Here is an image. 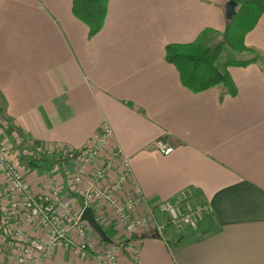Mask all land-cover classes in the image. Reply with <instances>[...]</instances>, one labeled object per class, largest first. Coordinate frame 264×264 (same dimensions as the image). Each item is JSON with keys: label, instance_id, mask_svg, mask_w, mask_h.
Segmentation results:
<instances>
[{"label": "crops", "instance_id": "crops-1", "mask_svg": "<svg viewBox=\"0 0 264 264\" xmlns=\"http://www.w3.org/2000/svg\"><path fill=\"white\" fill-rule=\"evenodd\" d=\"M229 1L110 0L90 37L73 0H0L4 144L31 185L45 189L48 172L24 161L21 134L44 153L57 142L80 149L109 125L146 204L202 208L194 223L150 229L125 264H264V62L230 66L231 94L222 85L192 92L165 58L168 44L223 32ZM245 44L264 57V13ZM162 140L168 150L155 146ZM54 174L76 199L64 169ZM4 182L0 174V190ZM48 264L91 263L58 248Z\"/></svg>", "mask_w": 264, "mask_h": 264}, {"label": "built area", "instance_id": "built-area-1", "mask_svg": "<svg viewBox=\"0 0 264 264\" xmlns=\"http://www.w3.org/2000/svg\"><path fill=\"white\" fill-rule=\"evenodd\" d=\"M4 123L0 118V174L5 181L0 190V257L4 259L16 264H48L61 248L91 264H125L122 255L137 260L140 243L150 229L160 235L166 222L194 223L202 213V208L189 201L146 204L129 158L112 144L114 131L109 125L80 149L61 142L42 149L70 158V165L63 169L76 199L63 196L54 174L58 166L47 173V187L36 190L6 153ZM25 138L20 135L19 143L27 147L30 143ZM155 146L165 151L170 143L162 140ZM86 207L93 208L102 226H114L115 241H104L99 235L95 239L91 234L94 229L82 217ZM158 213L164 215L165 222L157 220ZM33 227L40 230L39 235L29 232Z\"/></svg>", "mask_w": 264, "mask_h": 264}, {"label": "trees", "instance_id": "trees-1", "mask_svg": "<svg viewBox=\"0 0 264 264\" xmlns=\"http://www.w3.org/2000/svg\"><path fill=\"white\" fill-rule=\"evenodd\" d=\"M109 1L73 0V13L89 27L90 37L95 36L103 28ZM235 1L238 3L237 12L223 32L215 34L208 32L193 42L171 43L166 46V60L177 67L182 83L192 92L222 85L229 93L236 94L237 87L229 67L264 62V57L260 53L245 44L246 34L256 26L264 13V0ZM21 146L23 159L31 168H41L50 172L56 166L63 170L65 165L71 163L66 155L36 153L31 144L27 147L22 144ZM24 147L27 151H24ZM103 227L110 240L115 241L117 230L114 226ZM94 233L97 234L95 231Z\"/></svg>", "mask_w": 264, "mask_h": 264}, {"label": "water", "instance_id": "water-1", "mask_svg": "<svg viewBox=\"0 0 264 264\" xmlns=\"http://www.w3.org/2000/svg\"><path fill=\"white\" fill-rule=\"evenodd\" d=\"M238 3L235 0H230L227 4V14L229 19H232L237 12ZM82 217L84 220H87L92 228L96 231V233L107 242H111L110 238L107 236L104 227L97 220L94 210L92 207H86L82 213Z\"/></svg>", "mask_w": 264, "mask_h": 264}, {"label": "rangeland", "instance_id": "rangeland-1", "mask_svg": "<svg viewBox=\"0 0 264 264\" xmlns=\"http://www.w3.org/2000/svg\"><path fill=\"white\" fill-rule=\"evenodd\" d=\"M22 145H23V142H22ZM20 147H22V146H20ZM98 234H96V236H97Z\"/></svg>", "mask_w": 264, "mask_h": 264}]
</instances>
